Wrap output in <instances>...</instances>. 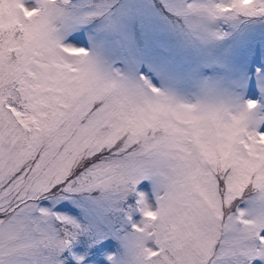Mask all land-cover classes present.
Masks as SVG:
<instances>
[{
  "label": "snow or ice",
  "instance_id": "6c2138e0",
  "mask_svg": "<svg viewBox=\"0 0 264 264\" xmlns=\"http://www.w3.org/2000/svg\"><path fill=\"white\" fill-rule=\"evenodd\" d=\"M0 264H264V0H0Z\"/></svg>",
  "mask_w": 264,
  "mask_h": 264
},
{
  "label": "rangeland",
  "instance_id": "374dc122",
  "mask_svg": "<svg viewBox=\"0 0 264 264\" xmlns=\"http://www.w3.org/2000/svg\"><path fill=\"white\" fill-rule=\"evenodd\" d=\"M156 84H157V86L159 85V81L157 80V81H154Z\"/></svg>",
  "mask_w": 264,
  "mask_h": 264
}]
</instances>
